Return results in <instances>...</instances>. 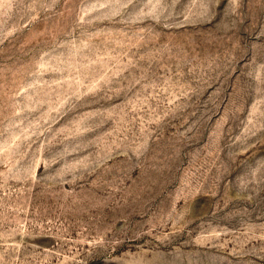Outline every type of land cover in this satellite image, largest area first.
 Masks as SVG:
<instances>
[{"label":"rangeland","instance_id":"374dc122","mask_svg":"<svg viewBox=\"0 0 264 264\" xmlns=\"http://www.w3.org/2000/svg\"><path fill=\"white\" fill-rule=\"evenodd\" d=\"M0 264H264V0H0Z\"/></svg>","mask_w":264,"mask_h":264}]
</instances>
